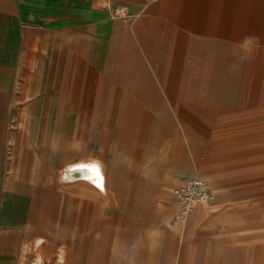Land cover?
<instances>
[{
    "label": "rangeland",
    "instance_id": "1",
    "mask_svg": "<svg viewBox=\"0 0 264 264\" xmlns=\"http://www.w3.org/2000/svg\"><path fill=\"white\" fill-rule=\"evenodd\" d=\"M12 4L10 20L0 12V183L16 167L45 183H67L79 161L107 171L105 192L88 185V235L62 245L60 264H264V0L112 3L146 33H188L182 57L147 34L126 59L110 47L86 59L70 28L38 34L44 13ZM176 174L207 182L206 214L183 206ZM133 224L140 235L119 234Z\"/></svg>",
    "mask_w": 264,
    "mask_h": 264
},
{
    "label": "crops",
    "instance_id": "2",
    "mask_svg": "<svg viewBox=\"0 0 264 264\" xmlns=\"http://www.w3.org/2000/svg\"><path fill=\"white\" fill-rule=\"evenodd\" d=\"M121 1L127 0H21V11L24 14L30 11L44 13V23L40 25L38 34L41 32L47 35V29L50 28H70L68 33L74 39L68 43L69 48L86 59L95 49L103 47H110L113 53H118L125 59L139 58L141 45L144 44L141 40L147 34L150 38L154 36L157 41L158 36H161L159 42L172 53V57L184 56L182 49L188 38L185 29L169 22L159 34L157 28L146 33L148 29L142 21L132 24L110 13L112 3ZM12 10V0H0V12H4V17L8 20ZM149 12L152 17L149 20L156 26L158 16L151 13V7ZM71 21H76L77 27L83 30L73 29ZM52 34L56 37L60 32L52 31ZM195 41L203 43L205 40ZM28 42H31L30 39ZM100 162H76L65 168L64 175L80 164L89 167L95 165L96 168L100 167L104 176L102 188L89 180L45 183L32 177L23 181L16 179L20 175L19 167L13 168V179L0 183V264H60V256L56 253L60 252L62 245L74 243L78 234L88 235V203L97 202L88 196V185L100 192L107 189L106 167ZM181 177L180 174L172 177L170 185L173 190L182 188ZM78 209L79 213H83L81 220L84 221L81 222L79 231ZM191 210L192 216H202L209 210V203L196 204ZM138 218L133 216V219ZM152 220L156 218L150 217V221ZM119 234L136 237L141 234V229L133 224L132 227L122 228ZM126 244L127 241L117 240L116 256L122 254ZM45 252L52 254L47 256L52 259H46Z\"/></svg>",
    "mask_w": 264,
    "mask_h": 264
},
{
    "label": "built area",
    "instance_id": "3",
    "mask_svg": "<svg viewBox=\"0 0 264 264\" xmlns=\"http://www.w3.org/2000/svg\"><path fill=\"white\" fill-rule=\"evenodd\" d=\"M122 9H116V13H121ZM177 197L184 207L191 208L196 204L205 203L210 199V189L205 180L199 175H191L183 181V186L176 191Z\"/></svg>",
    "mask_w": 264,
    "mask_h": 264
},
{
    "label": "bare ground",
    "instance_id": "4",
    "mask_svg": "<svg viewBox=\"0 0 264 264\" xmlns=\"http://www.w3.org/2000/svg\"><path fill=\"white\" fill-rule=\"evenodd\" d=\"M239 65V64H238ZM31 74H32V72H31ZM241 76H242V74H241ZM242 81V80H241ZM236 87V86H235ZM240 92V91H239ZM238 95V94H237ZM241 95V94H240ZM240 97V96H239ZM29 111V110H28ZM29 115V114H28ZM26 116V114L24 113V112H21V117L23 118V117H25ZM94 161H96V160H94ZM80 162V161H79ZM91 163H92V161H91ZM101 163V162H100ZM74 165V164H73ZM73 165H71V166H73ZM76 165V164H75ZM95 166V165H94ZM93 165L92 166H84L83 164H80L79 166H75V168H71V169H69L66 173H65V175H64V179L65 180H80V181H87L88 182V180L89 181H91V182H93V180H94V177H93V174H92V171L91 170H93V169H95L96 167H94ZM101 166V165H100ZM105 166V165H104ZM68 167H70L69 165H68ZM98 168V167H97ZM100 168V167H99ZM98 168V169H99ZM105 171V170H104ZM258 171V170H257ZM99 172H100V174H101V176H102V178L104 177L103 176V173L99 170ZM106 173V172H105ZM102 181H103V179H102ZM94 184H96L98 187H100V188H102L103 187V183H101L100 181H96V182H94ZM180 189V188H179ZM179 189H176L175 190V192L177 191V190H179ZM193 207V206H192ZM191 207V208H192ZM190 208V209H191Z\"/></svg>",
    "mask_w": 264,
    "mask_h": 264
},
{
    "label": "snow or ice",
    "instance_id": "5",
    "mask_svg": "<svg viewBox=\"0 0 264 264\" xmlns=\"http://www.w3.org/2000/svg\"><path fill=\"white\" fill-rule=\"evenodd\" d=\"M91 171H92V174H93V177H94L93 182L100 181L102 183V179L103 178H102V176H101V174L99 172V169L95 168V169H93Z\"/></svg>",
    "mask_w": 264,
    "mask_h": 264
}]
</instances>
